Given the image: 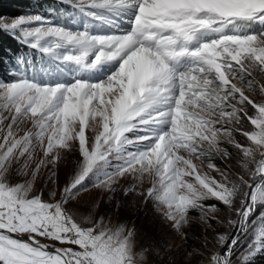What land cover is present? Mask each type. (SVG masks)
Segmentation results:
<instances>
[{"label": "snow or ice", "instance_id": "obj_1", "mask_svg": "<svg viewBox=\"0 0 264 264\" xmlns=\"http://www.w3.org/2000/svg\"><path fill=\"white\" fill-rule=\"evenodd\" d=\"M68 2L81 10L104 9L116 15L134 9L133 27L122 35H93L52 25L39 15L0 23V31L35 38L32 47L50 40L52 47L44 51L57 52L62 62L90 68L118 65L102 82L73 77L70 83L41 86L32 78L0 80V173L4 176L0 264H132L134 228L110 227L103 218L82 221L69 207L72 199L88 190L85 179L99 168H110V160L119 163L104 172L94 188L115 194L122 179H131L125 193L156 202L182 236L190 211H199L206 230L214 231L211 221L228 230L214 235L211 247L206 238L203 252L189 254L202 258L201 264H245L264 247L262 231L257 241L236 251L240 232L248 226L258 200L264 199L254 194L264 181V0ZM37 22L39 26L28 27ZM240 24L246 27L242 30ZM139 108L143 111L127 119ZM94 117L103 118V127L90 139ZM29 121L32 128L20 135ZM246 122L254 130H245ZM185 129L191 133H184L187 142L177 138V131ZM134 130L137 134L129 137ZM220 133L231 134L230 145L239 157L235 172L213 162L219 158L229 163L233 158L232 152L223 150ZM234 133L250 143L242 144ZM34 139L48 159L59 160V150H69L72 144L82 154L54 203L41 195L29 198L25 183L5 182L21 159V171L28 173ZM180 146L196 159L177 151ZM202 157L208 160L210 172L197 166ZM46 166L45 159L39 160L31 175L38 176ZM145 175L151 176L148 186ZM51 195L55 198L57 193ZM211 200L224 208L206 204ZM225 210L229 215L222 216ZM13 234H28V239Z\"/></svg>", "mask_w": 264, "mask_h": 264}, {"label": "rangeland", "instance_id": "obj_2", "mask_svg": "<svg viewBox=\"0 0 264 264\" xmlns=\"http://www.w3.org/2000/svg\"><path fill=\"white\" fill-rule=\"evenodd\" d=\"M64 2L68 5H74L72 3H69L68 0H57ZM38 4V5H37ZM37 4L32 5L28 8H24V10L21 11V14L17 17H4L0 19V23L3 22H12L15 18H19L21 16H42L44 17L45 21L50 22L52 25L55 26H61L63 25L59 24L58 22H54L53 19L55 17H61L60 13L59 16L53 15V13L49 14V11L47 9H44L42 6V2H37ZM40 5V6H39ZM81 13H85L87 15L91 16H97L95 13L96 10H101L103 12V21L106 22H112L110 17H113L115 13L104 10V9H84L81 10L79 7H77ZM44 9V11H43ZM45 14H43L42 12ZM129 13H131L130 17H133L135 14L134 9L129 8ZM51 12V11H50ZM123 15L128 16V13L124 10L121 12ZM129 17V18H130ZM127 20V21H125ZM124 23L119 28V31L121 30L122 26H128L130 25V20L128 22V19H123ZM39 26V22L36 24L29 25L28 27L34 28ZM237 27H240L242 30L246 27L244 24L237 25ZM254 27H260V26H254ZM66 30H71L73 32H78L81 30H75V29H69L67 27H64ZM249 31L252 29L249 28ZM118 30L111 31L112 35H115ZM127 31V30H125ZM7 36L12 40V42L16 43L17 45L24 46V47H31L35 49H39L44 51L47 47H52V42L48 39L41 41L37 47H32L31 45L33 43H36L35 38H23L19 33H10L4 31ZM119 33V32H118ZM49 53V52H47ZM54 59L58 60V53L52 52L51 53ZM24 56L28 59L33 57L29 53L25 52ZM10 57V56H9ZM8 57V58H9ZM7 58V59H8ZM60 61V60H58ZM62 62V61H60ZM187 62H185L186 64ZM82 66V65H81ZM82 68L87 69L88 67L82 66ZM90 68V67H89ZM95 70L97 73L100 74L99 81L102 82L105 79H107L110 75H112L116 70H118V65L115 62L105 63L101 66H98L96 68H91ZM26 78H32L33 82H37L38 84H42L43 86H48L51 79H48L49 84L46 83L45 79L44 81L40 80L36 75L30 74L29 76H26ZM19 78L16 77V75L11 72L10 66H9V60L5 62V67H3V70L1 72V80L4 82H14L18 80ZM79 79L85 80L86 78L80 77ZM259 99V97H258ZM101 111H103V106H101ZM253 114V113H250ZM98 124V126L93 130V125ZM77 128L80 126L77 125ZM103 127V118L102 117H94L93 122L91 124V131L88 132V135L91 138H95L97 133L101 131ZM32 128L31 121L24 124L21 129L19 130V134L23 135L24 131ZM254 130V126L250 125V122L245 123V130ZM185 132L188 133V135H191L190 132H188L187 129L181 131H177V138L180 141L187 142V136L184 134ZM137 133L134 130L133 132L128 133L127 135L129 137L135 136ZM145 133L140 132L139 135L143 136ZM236 139L241 142L242 144H249L250 142L247 141V138L243 137L239 133H234ZM222 144L223 147H226L230 152L233 153V158L229 163H225L224 161L220 160L219 158H216L213 162L217 164L218 167L229 169L233 172H235L238 168L239 164V157L237 155V150H235L232 145L227 144L226 141H223ZM39 141L33 140V148H34V163L30 164V168L27 174H24L21 169L23 165V159L20 160L19 163H14L12 166V169L6 179V183H9L10 185L15 184H23L31 177V171L35 168L36 162L39 160L44 159L42 149L38 146ZM177 151L182 152V154L185 155L188 159H196L194 156L190 155L188 149L184 146H180ZM59 154V164L56 167H53V165H47L46 167H42L39 175L37 176L36 182H35V190L30 193L29 198H32L33 196L41 195V198L45 200L46 202L54 203L60 198V193L62 192L63 187L70 181L71 177L74 175L75 171L78 168L79 163L82 161V154L81 152L76 148L75 144L71 145V148L69 150L61 149L58 152ZM110 168H99L98 170H101L102 175L106 171H111L115 167L116 164L119 163V161L110 160ZM208 160L206 158H200L196 160V164L198 167L201 168L202 171H209L207 168ZM90 174L85 181L83 182L84 186L88 188L87 191H82L78 196H76L74 199L70 201L69 207H71V210L74 214H76L79 218H81L82 221H84L86 218H91L92 220L99 221L101 218H103L104 222L111 226H118L120 224H124L128 226L129 228H134L137 232L136 237V248L137 251H142L143 253H146L152 264H186V261H192L193 257L189 256V253H192L193 250L196 251H204L205 247V239L210 242L208 244V247H211L214 243V235H217L223 231H227L228 229L224 227L223 225H219L216 223V221H211L213 230H206V226L204 223L199 219L200 213L197 210H191L190 211V222L189 225H185L183 232L184 235L177 233L171 226L170 222H168L161 211L157 208V203L154 201L147 200L146 198L139 197L136 193H128L126 194L124 189L130 187L132 185L131 179L128 180H121V187L118 189V191L115 194L108 193L103 191L102 189L94 188L93 186L98 183L92 184L90 181H88L89 178H91L95 173ZM54 173V175H53ZM213 176H216L217 179L219 177L216 173H211ZM95 179H98L96 177ZM151 179L150 175H145L143 177L145 186L149 185V180ZM190 179V178H189ZM258 187L260 188V192H254L257 196H264V181H260L258 183ZM140 190L139 187H137V192ZM56 192L57 196L55 198L52 197L51 193ZM215 201L217 204H215L217 207L223 209L224 205L218 201V200H211ZM146 204V209H143L144 205ZM98 205V207H97ZM264 208V199H259L255 211L257 208ZM255 213V212H254ZM253 213V214H254ZM143 214V217H138ZM229 215L227 211L222 212V216ZM138 217V218H137ZM252 217V216H251ZM251 217L248 221V226L245 227L244 231L240 232V239H239V248L236 249L237 253L243 250L242 246V239L247 234V231L249 230V224ZM220 217H218L219 219ZM139 219H144L138 223L139 226L135 225ZM162 222V223H161ZM151 231H154L156 235L153 239H155L154 243L149 244V240L151 239V236H149V233ZM263 231V228L259 230L258 234H255L257 237H260V233ZM249 234V233H248ZM14 238L27 240L28 234H24L23 236H17L16 234H13ZM42 243H48L51 244V241H46L43 238H40ZM244 243V242H243ZM205 255H207L205 253ZM202 258L195 257V260L201 264Z\"/></svg>", "mask_w": 264, "mask_h": 264}, {"label": "trees", "instance_id": "obj_3", "mask_svg": "<svg viewBox=\"0 0 264 264\" xmlns=\"http://www.w3.org/2000/svg\"><path fill=\"white\" fill-rule=\"evenodd\" d=\"M37 2H42L43 8H47L48 6L54 4L52 0H0V19L4 17H17L21 14V11L24 10V8L35 5ZM24 48V46H20L12 42V40H10L4 31H0V80L1 72L3 67H5V62L9 60V65L15 63V57H18L21 53L26 51L23 50ZM27 50H30L29 47H27ZM40 59L42 58L40 57ZM37 60H39V58L35 57L33 62H36ZM96 177H98V179H95ZM103 178L104 177L101 170H98L91 178L88 179V181L94 184ZM206 204L211 205L217 203L215 201H207ZM146 207L147 206L145 204L143 209H146ZM138 217H143V214L141 216L139 215ZM141 220L144 219L137 220L138 222L135 225L139 226L138 223H141L139 222ZM261 228H263L264 231V208L259 207L251 217L247 234L243 236L244 238L241 240L243 249L247 248L250 243L257 241V236L255 234H258V231L261 230ZM154 235H156L154 231L149 233V236H151L149 244L155 242V239H153L155 237ZM260 243H264V237H260ZM245 264H264V247H259L258 251H256L248 260L245 261Z\"/></svg>", "mask_w": 264, "mask_h": 264}, {"label": "clouds", "instance_id": "obj_4", "mask_svg": "<svg viewBox=\"0 0 264 264\" xmlns=\"http://www.w3.org/2000/svg\"><path fill=\"white\" fill-rule=\"evenodd\" d=\"M140 111H143V109L142 108L134 109L132 114H130V116L127 119H134L135 115L138 114ZM97 126H98V124H94L93 130H95V128ZM130 127L131 126H128L127 130H130ZM233 127H235V125H233ZM220 139L223 141H226L227 144L232 143V138H231L230 133H220ZM223 150L226 151V147ZM44 159H45L46 165L50 164V165H53V167H56L59 164V160H57L56 156H53L51 159H48L47 157H45ZM29 160L31 161V163L35 162L34 155L31 153L29 155ZM2 178H4V176L2 173H0V179H2ZM36 179H37V176L31 175L30 179L25 182L26 188L28 190V192H27L28 195H30V193H32L35 190ZM149 182H150V180H149ZM187 225H189V224H187ZM188 255L192 256L193 259H192V261H186V264H199V262L195 260L194 255H190V254H188ZM132 256H133L132 264H152V262L150 261V259L148 258L146 253H143L142 251H137L135 243L132 246Z\"/></svg>", "mask_w": 264, "mask_h": 264}, {"label": "bare ground", "instance_id": "obj_5", "mask_svg": "<svg viewBox=\"0 0 264 264\" xmlns=\"http://www.w3.org/2000/svg\"><path fill=\"white\" fill-rule=\"evenodd\" d=\"M127 13H128V15H129V17H130V15H131V13H129L130 11H129V9H126L125 10ZM128 16H125V18H127L128 19V22H129V20H130V18H129ZM125 21H127V20H125ZM131 23V22H130ZM132 25L130 24H128V26H122V28H121V30L119 31V33L117 34V35H122V34H125V33H127V32H130L131 31V29H132ZM125 30H127V31H125Z\"/></svg>", "mask_w": 264, "mask_h": 264}]
</instances>
